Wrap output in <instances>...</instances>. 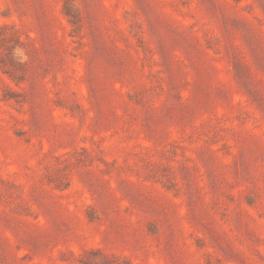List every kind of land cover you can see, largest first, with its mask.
<instances>
[{"label": "rangeland", "instance_id": "1", "mask_svg": "<svg viewBox=\"0 0 264 264\" xmlns=\"http://www.w3.org/2000/svg\"><path fill=\"white\" fill-rule=\"evenodd\" d=\"M0 264H264V0H0Z\"/></svg>", "mask_w": 264, "mask_h": 264}]
</instances>
